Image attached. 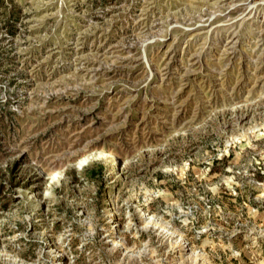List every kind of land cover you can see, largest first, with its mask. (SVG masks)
<instances>
[{"label":"rangeland","instance_id":"rangeland-1","mask_svg":"<svg viewBox=\"0 0 264 264\" xmlns=\"http://www.w3.org/2000/svg\"><path fill=\"white\" fill-rule=\"evenodd\" d=\"M0 264H264V0H0Z\"/></svg>","mask_w":264,"mask_h":264}]
</instances>
